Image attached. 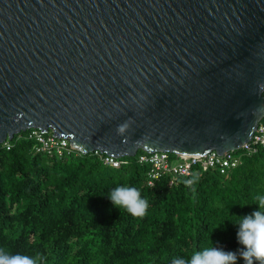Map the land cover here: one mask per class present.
<instances>
[{
    "label": "water",
    "instance_id": "95a60500",
    "mask_svg": "<svg viewBox=\"0 0 264 264\" xmlns=\"http://www.w3.org/2000/svg\"><path fill=\"white\" fill-rule=\"evenodd\" d=\"M262 118L264 0H0V144L223 155Z\"/></svg>",
    "mask_w": 264,
    "mask_h": 264
},
{
    "label": "trees",
    "instance_id": "16d2710c",
    "mask_svg": "<svg viewBox=\"0 0 264 264\" xmlns=\"http://www.w3.org/2000/svg\"><path fill=\"white\" fill-rule=\"evenodd\" d=\"M34 131L0 144V247L40 254L42 264H171L210 243L236 252L238 216L257 210L255 197L264 195L262 149L241 152V165L226 174L197 173L191 186L163 178L150 187L148 167L138 162L143 150L119 158L117 167L104 164L100 152L60 159L37 150ZM118 185L147 199L144 215L113 205Z\"/></svg>",
    "mask_w": 264,
    "mask_h": 264
},
{
    "label": "built area",
    "instance_id": "2783aa9c",
    "mask_svg": "<svg viewBox=\"0 0 264 264\" xmlns=\"http://www.w3.org/2000/svg\"><path fill=\"white\" fill-rule=\"evenodd\" d=\"M38 151L46 153L49 157L64 158L66 154L73 153L76 149L67 138L57 137L52 132L34 131ZM264 150V118H262L251 140L242 146L241 151L248 155ZM237 151H228L220 155L216 151L194 156H174L164 151L147 152L138 155V162L147 166V184L155 186L158 181L166 178L170 186L179 181H185L188 186L193 184V177L199 172L219 170L226 174L241 165L242 155ZM104 164L112 167L120 165L118 159L107 156L103 158Z\"/></svg>",
    "mask_w": 264,
    "mask_h": 264
},
{
    "label": "clouds",
    "instance_id": "9594fccd",
    "mask_svg": "<svg viewBox=\"0 0 264 264\" xmlns=\"http://www.w3.org/2000/svg\"><path fill=\"white\" fill-rule=\"evenodd\" d=\"M119 130L122 132L124 127L121 126ZM109 199L116 208H124L133 216L144 215L149 206L147 199L142 198L140 191L134 186L118 185L111 191ZM255 199L257 210L238 216L237 240L241 245L238 251H225L210 243L190 259L175 257L171 264H237L238 258L245 264H264V195H258ZM42 259L40 254H12L0 247V264H42Z\"/></svg>",
    "mask_w": 264,
    "mask_h": 264
},
{
    "label": "rangeland",
    "instance_id": "374dc122",
    "mask_svg": "<svg viewBox=\"0 0 264 264\" xmlns=\"http://www.w3.org/2000/svg\"><path fill=\"white\" fill-rule=\"evenodd\" d=\"M237 152H238V151H237ZM240 153H241V151L238 152V154H240ZM175 158H176V157L174 156V159H173V160H175Z\"/></svg>",
    "mask_w": 264,
    "mask_h": 264
}]
</instances>
